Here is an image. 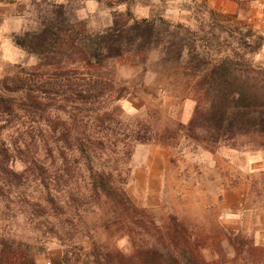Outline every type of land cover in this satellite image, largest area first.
Wrapping results in <instances>:
<instances>
[{"label":"rangeland","instance_id":"obj_1","mask_svg":"<svg viewBox=\"0 0 264 264\" xmlns=\"http://www.w3.org/2000/svg\"><path fill=\"white\" fill-rule=\"evenodd\" d=\"M204 1L217 13H238L237 5L225 0H139L133 12L138 18L160 16L196 30L195 3ZM54 5L64 7L67 22L58 34L74 39V48L61 50L56 44L39 54L17 47L15 37L38 32L47 18L60 19ZM125 9H109L94 0H0V82L17 75L49 77L75 68L83 76L92 73V81L98 83L95 89L82 83L75 99L60 101L63 110L21 114L10 122L0 118V188L5 191L0 197V236L43 248L37 264H63L64 248L50 233L61 227L60 219L74 217L76 242L87 241L83 238L87 234L113 242L102 228L98 205L89 198L84 163L76 151L57 140L64 133L69 142L91 140L95 169L110 174L160 227L177 217L205 243L206 260L231 264L235 254L227 239L230 232H241L264 246V135L216 144L199 129L191 132L189 125L199 97L206 99L205 92L195 88L197 79L186 55L178 59L182 43L177 49L165 44L164 28L158 47L146 54L103 58L96 69L78 62L83 44L109 30L114 14ZM246 17L264 36V1L255 3ZM55 23L58 32L61 21ZM254 59L264 65V46ZM64 157L71 164L78 161L70 177L64 176ZM32 160L44 168L50 190L66 212L60 219L48 214L35 218L34 205H39L41 214L46 211V193L42 181L33 174L29 178ZM71 195L79 199L78 211ZM116 246L127 250L129 241L121 239Z\"/></svg>","mask_w":264,"mask_h":264},{"label":"trees","instance_id":"obj_2","mask_svg":"<svg viewBox=\"0 0 264 264\" xmlns=\"http://www.w3.org/2000/svg\"><path fill=\"white\" fill-rule=\"evenodd\" d=\"M94 1L109 9L121 6L126 9L114 14L113 26L109 30L91 36L83 44L78 62L96 69L101 66L103 58L113 60L125 55L146 54L158 47L160 41L157 39L164 28L165 44L176 48L182 43L178 59L186 55L190 70L195 72L193 77L197 79L195 88L205 92L206 99L199 97L189 125L191 132L199 129L207 140L216 144H230L238 139L264 135V65L254 59L264 46V36L246 17L255 3L264 0H225L237 5L238 13L235 15L217 13L205 1L200 5L195 3L199 11L195 18L196 30L181 24L173 25L160 16L136 17L133 8L139 0ZM54 6L59 9L60 19L55 20L61 21V29L57 32L55 20L47 18L38 32H25L15 37L17 47L39 54L48 53L47 48L52 49L56 44L61 50H65L64 47L70 51L74 48V39L68 36L62 39L58 34L66 29L64 7ZM206 22L209 24L206 25ZM46 64L51 65L52 62ZM83 75L74 68L60 70L49 77L35 74L5 78L0 82V118L10 122L21 114L37 116L48 114L52 108L63 110L60 101H69V97L70 100L75 99L82 83L96 88L98 83L92 81V73ZM119 94L123 97V93ZM73 117L76 122V116ZM55 128H59L57 124ZM61 135L57 140L65 142L72 152L76 151L88 171L89 198L98 205L100 220L104 223L102 228L113 240L101 242L87 234L83 237L87 241L76 242L77 222L74 217L60 219L66 212L50 190L44 168L32 160L29 163V178L33 174L36 180L42 181L46 193V211L42 210L41 214L36 204L33 212L35 218L48 214V217L60 219L61 227L56 232L51 228L50 233L64 248L63 264H223L220 259H205V243L177 217L171 216L167 226L160 227L151 214L133 203L110 174L97 171L90 154L94 145L91 140L69 142L64 133ZM64 162V176L70 177V169L78 161L71 164L64 157ZM2 171L10 176L3 167ZM0 197H5L4 188H0ZM70 199L78 211L80 206L76 203L79 199L75 195H71ZM124 238L129 241L127 250L116 246ZM227 239L235 254L231 264H264V246L256 245L241 232L232 231ZM36 247V243L0 236V264H37V256L43 248Z\"/></svg>","mask_w":264,"mask_h":264},{"label":"clouds","instance_id":"obj_3","mask_svg":"<svg viewBox=\"0 0 264 264\" xmlns=\"http://www.w3.org/2000/svg\"><path fill=\"white\" fill-rule=\"evenodd\" d=\"M85 2H89V0H85Z\"/></svg>","mask_w":264,"mask_h":264}]
</instances>
